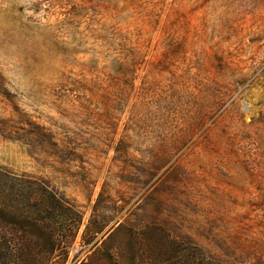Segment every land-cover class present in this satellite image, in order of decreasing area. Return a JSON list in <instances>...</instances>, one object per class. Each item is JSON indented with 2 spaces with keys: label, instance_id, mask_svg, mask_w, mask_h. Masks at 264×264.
<instances>
[{
  "label": "rangeland",
  "instance_id": "374dc122",
  "mask_svg": "<svg viewBox=\"0 0 264 264\" xmlns=\"http://www.w3.org/2000/svg\"><path fill=\"white\" fill-rule=\"evenodd\" d=\"M30 187L65 264H264V0H0L7 220Z\"/></svg>",
  "mask_w": 264,
  "mask_h": 264
},
{
  "label": "trees",
  "instance_id": "16d2710c",
  "mask_svg": "<svg viewBox=\"0 0 264 264\" xmlns=\"http://www.w3.org/2000/svg\"><path fill=\"white\" fill-rule=\"evenodd\" d=\"M34 189L30 187L19 221L6 219L7 210L0 198V264H65L76 243L84 224L83 212L46 188ZM101 232L92 218L83 233L84 244H90ZM165 244L171 246L167 238ZM123 264L137 263L133 259Z\"/></svg>",
  "mask_w": 264,
  "mask_h": 264
}]
</instances>
